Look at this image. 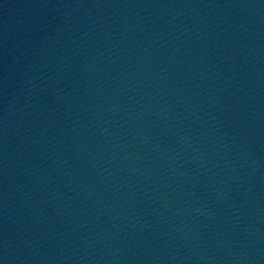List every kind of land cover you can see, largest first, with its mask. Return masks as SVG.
<instances>
[{
  "label": "water",
  "instance_id": "water-1",
  "mask_svg": "<svg viewBox=\"0 0 264 264\" xmlns=\"http://www.w3.org/2000/svg\"><path fill=\"white\" fill-rule=\"evenodd\" d=\"M0 264H264V0H0Z\"/></svg>",
  "mask_w": 264,
  "mask_h": 264
}]
</instances>
